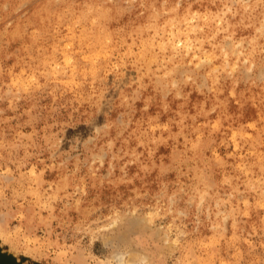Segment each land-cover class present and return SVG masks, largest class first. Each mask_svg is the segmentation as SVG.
<instances>
[{
    "label": "rangeland",
    "instance_id": "rangeland-1",
    "mask_svg": "<svg viewBox=\"0 0 264 264\" xmlns=\"http://www.w3.org/2000/svg\"><path fill=\"white\" fill-rule=\"evenodd\" d=\"M0 264H264V0H0Z\"/></svg>",
    "mask_w": 264,
    "mask_h": 264
},
{
    "label": "bare ground",
    "instance_id": "bare-ground-1",
    "mask_svg": "<svg viewBox=\"0 0 264 264\" xmlns=\"http://www.w3.org/2000/svg\"><path fill=\"white\" fill-rule=\"evenodd\" d=\"M157 7V6H156ZM223 11V10H222ZM160 14V11L159 10H155V12H154V16H158ZM222 15V14H221ZM212 18V17H211ZM217 27V26H216ZM183 29H185V28H183ZM189 29V28H188ZM104 31V30H103ZM182 31V30H181ZM94 36L95 37H97L98 38V40L100 41V44H101V48H103L104 47V38H103V36H102V30H98V28H97V30H96V32H95V34H94ZM70 44V43H69ZM170 44H171V42H170ZM82 45V44H81ZM54 47V46H53ZM106 49H103L101 52H104ZM245 58V57H244ZM222 124V123H221ZM180 126V125H179ZM165 127V126H164ZM181 129V128H180ZM182 130V129H181ZM178 131H179V128H178ZM178 131H177V133H178ZM185 132V131H184ZM176 134V133H175ZM190 147H192V146H190ZM193 147H195V146H193ZM192 147V148H193ZM198 195H199V193H198ZM197 195V196H198Z\"/></svg>",
    "mask_w": 264,
    "mask_h": 264
}]
</instances>
